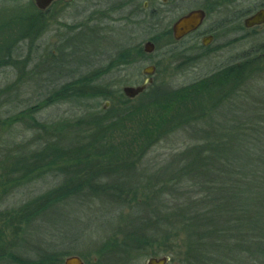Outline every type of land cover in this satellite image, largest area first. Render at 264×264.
<instances>
[{"label":"rangeland","instance_id":"obj_1","mask_svg":"<svg viewBox=\"0 0 264 264\" xmlns=\"http://www.w3.org/2000/svg\"><path fill=\"white\" fill-rule=\"evenodd\" d=\"M134 1L72 0L68 5L54 6L44 17L43 23L35 20V30L42 26L43 31L35 40H30L26 35H22L24 32L21 30L10 32L9 26L13 28L15 22L20 20V17H15L18 14L26 12L24 15H28L36 9L40 11L34 0H0V27L5 26L3 30L0 28V51L12 49L15 56V62L3 58L0 63V251L10 247L12 253L31 261L48 254L58 260L56 264H64L65 260L72 256L80 257L84 264H97L98 251L102 249V245L106 243L108 247L105 251L114 254L109 247L114 243L124 246L117 250L120 251L121 260L124 259L127 264H147L148 259L161 257H168L169 264H182L185 256L179 247L183 245V239L186 240V234L175 237L178 248L172 246L173 240L167 239V235L163 234L164 229L169 228L164 221L174 219V224H177L181 221L179 214L185 213L187 216L191 213L194 218L199 219L207 208L215 210V207L224 203L217 200L218 203L213 201L203 206L204 203L197 202L206 198L211 201L213 196H216L213 189L223 185L219 183L217 176L208 177L214 180L213 187L205 180L201 183L202 178L198 174L173 179L169 190L166 191L160 189L161 184L155 183L158 180L155 176L162 169L169 165L179 169L187 164V157L197 154L195 152L204 153L201 150H204L206 141H202L203 135L195 134L196 128L187 133H183L175 123H172L170 128H163L159 119H153L156 114L155 105L151 100L157 91L169 93L190 86L200 79L214 75L225 66L241 63L249 57L258 60L255 64L259 69L253 72L257 81L253 83L262 86L248 87L251 93L238 101L239 105L255 107L256 100L264 95V52L259 55V50L264 45V25L247 29L243 23L246 18L264 9V0H177L169 5H163L161 0L156 5L158 9L164 10L157 22L160 33L169 30L177 19L190 11L205 10L206 6L209 14L201 31L220 24L225 25L232 15L237 16L239 21L233 26L221 29L220 37L207 47L201 46L200 38L199 49L187 55L190 57V63L186 66L185 63L182 64L181 58H174L175 53L169 50L168 47L171 46H167L168 41L161 37L158 43L154 41L155 50L147 56V61L139 62L144 58L133 54L132 59H136L137 64L113 70L99 79L102 84H108L106 88H102L113 93L110 99L88 98L82 101L75 93H70L71 89H65L67 94L63 99V88L71 85L69 83L73 84L82 76L107 67L125 49L143 50L145 44L153 37V25L156 23L154 20L149 21L147 17L148 22L139 24L146 16L139 17L137 6L143 7L146 0H138L135 3ZM20 22L26 23L27 20ZM176 46L175 48H181L183 44ZM25 61L27 65L24 64ZM157 61L160 62V67L154 76L153 86H149L134 99L127 98L123 92L124 88L142 85L145 81L141 74L142 69ZM156 97L161 98L164 95ZM122 99L130 100L127 104L131 109L143 107V110L139 114H133L125 109L129 117L120 120L119 124H123L128 130L123 129L120 132L116 131L117 127L113 128L109 138L114 150L104 151L100 146H96L103 139V135L97 140H94L96 136L88 138L93 135L90 131L82 130L85 127H82L84 123L80 121H87L89 116H98L105 129L108 121L114 118L119 120L125 107ZM33 107L38 110L31 112ZM199 121L201 120L197 122ZM58 124H67L70 128L59 133L55 131ZM159 124L165 131L161 132L162 128L158 130L160 132L155 129ZM219 124L221 127L222 123ZM103 127L101 126L102 131ZM75 130H78L76 137L70 134H74ZM71 137H75L77 141L72 143ZM255 137L258 140L262 138L257 134ZM245 145L249 149L255 148L250 142ZM260 145L264 146V143ZM47 146H50V149ZM72 149L73 155L76 156L75 161L78 158L79 161L83 158L90 159L102 150L106 158L108 157L107 161L116 160L131 166L128 173L124 171L128 180H113L115 177L110 176L107 190H100L101 183H105L106 179L97 178L99 181L94 182L92 186L101 192L98 195L90 194L86 198L72 194L60 203L52 201L50 206L39 210L40 197L58 189L65 180V174L60 173V176L57 167L69 165L71 158L68 156ZM45 155L48 160L54 157L60 165L47 171L34 170L31 167L33 161ZM18 165L27 168L16 169ZM30 172L32 174L24 176ZM150 184L152 187L149 189H139L142 195L143 192L146 194L154 188L162 193L156 194L159 196L155 201H148L145 210L141 205H137L141 204V200H133V203H130L129 199H122L121 202V195L118 194L117 199L110 191L114 187L119 192L124 191L127 196L128 193ZM230 184L232 185L231 182ZM148 194V197L152 196L151 192ZM44 201L47 204L48 199ZM26 207L35 215L29 225H24L20 220L22 213L26 212ZM222 207L224 212L220 213V216L212 221L205 220L201 227L204 236L200 235L197 252L201 251L198 255L201 257L202 254L203 260L207 259L208 262L190 264H227L232 257L235 259L236 255L227 252L229 246L225 247L223 234L219 232L218 223H222L227 229L229 220L226 217L231 209L229 203L223 204ZM168 214L173 216H167ZM229 214L231 215V212ZM13 219L14 223L8 227ZM143 220L147 221L144 227L141 226ZM189 221L188 218L184 225L187 230L190 229ZM17 225L19 233H15ZM207 231H210V234L205 236ZM232 235L239 238L240 234L233 229ZM208 242L211 246H208ZM216 244L221 246L218 250L219 245L215 247ZM234 244L237 243L233 242L232 245ZM142 247L146 249L140 250ZM157 251L158 254L153 255Z\"/></svg>","mask_w":264,"mask_h":264},{"label":"trees","instance_id":"obj_2","mask_svg":"<svg viewBox=\"0 0 264 264\" xmlns=\"http://www.w3.org/2000/svg\"><path fill=\"white\" fill-rule=\"evenodd\" d=\"M29 7L31 8V5H29ZM24 14H18L15 16L17 18L20 17V20L15 22V26L13 28L9 26V30L10 32L13 30H21L24 32L22 35H26V37L30 40H35L41 35L43 27L41 26L39 29L35 30L36 27L34 22L37 19L38 23H43L45 15L37 9L31 11L28 15ZM25 20H27L26 23L20 22ZM151 20H155V17L152 16ZM143 22L148 21L144 18ZM0 28L3 30L5 26ZM161 34V37L168 41L167 46H171L174 43L170 30L167 29ZM160 39L161 38L159 37L153 38V41L158 43ZM168 48L170 50V47ZM7 50L8 49L3 52L0 51V57H2L0 58V63H2L3 58L15 62V56L12 53V49L10 51ZM263 52L264 45L260 48L259 55ZM133 54H136L141 58L143 57V50H133L130 48L125 49V51H122V53L114 59V62H111L107 67H101L87 76H82L80 80L74 82L73 84L69 83L71 85H67L63 88V99L66 98L65 95L67 94L65 93V89H71L70 93H75V96L82 101L88 98L110 99V96L113 93L103 89L102 87L106 88L108 84H102V81H99V79L107 74H110L113 70H121V67L131 66L136 61V59H132ZM256 60L257 59H250L249 57L245 58L241 63H232L220 69L212 76L200 79L190 86H184L169 93L161 90L157 91L151 100V102L155 105L154 112L156 114L153 116V119H159L163 128H165V126L166 128L172 127V123L178 124L179 129L183 133H187L192 128H196L195 134L203 135L202 141H206L204 147L202 145L204 150H201L204 151V153L200 154L199 152L194 151L197 154L191 155L192 157H187V164L180 166L179 169L175 168L173 165H169L155 176V178L158 179L155 183L158 185L161 184L160 189L162 191L169 190L171 186L170 182L173 179L189 177V174L200 175L199 177L202 178L200 182H210L211 184H209V186L212 187L215 182L213 179L209 178L214 176H217V178L220 179L219 183H221V185L223 184L221 188L213 189L216 196H213L211 201H209L208 198L197 201L204 203L202 204L203 206H206L213 201H216L217 203V200L223 201L224 203L215 207V210L211 208L209 210V208H207L199 219L194 218L191 213H188V216L187 213L183 214L185 216L179 214L178 217L181 221L177 224H174V219H166L164 221L169 228H165L163 234L167 235V239L173 240L171 243L172 246L178 248V244L176 243L177 238L175 237L180 236L182 233L186 234V240L183 239V245L179 247L181 248L180 252H182L185 256L182 259V264H190L192 262L199 263V261L208 262L207 259L203 260L202 254L201 257L198 255L201 251L199 253L197 252L200 235H202V237L204 236L201 233V227H203L206 222L205 220L212 221L217 218L218 215L220 216V213L224 212L222 207L223 204L225 205L227 203L231 206V215L229 212L226 217V219L229 220V223L228 220H226L228 223L227 229L226 226L225 228L223 227L222 223H218V226L220 227L219 232L221 235L223 234L222 241L225 247L229 246V250L227 252L229 254L236 255L235 259L234 257H229L231 260H229L227 264H264V146L260 145L264 143V95L259 97L258 100H256V106H251V108L243 104L239 105L238 101L239 98L242 100L245 95L251 93L248 91V87L253 86V88H256L255 86L258 85L257 83H253V81L256 80L253 72L259 69L255 64ZM189 63L190 59L187 64ZM24 64L27 65V61H25ZM258 86L262 85L259 84ZM63 89H61V91H63ZM160 95H164V97H156ZM204 96H206L205 99ZM234 98H237V101H235ZM232 99L233 101H230ZM123 101L125 102V107L123 108L124 110H122L119 120H115L114 118L108 121V123L105 124V129L102 125L103 121L98 116H89L87 121H80V123H84L82 127H85L82 130L90 131L93 135L88 138L92 139L96 136L94 140H97L100 138L101 134L103 135V139L100 140L96 146H100V149L102 148L104 151L114 150V147L110 144L109 138L111 135H109V133L113 128L117 127L116 131L120 132L123 131V129H125V131L128 130L126 126L119 124L120 120L129 117L125 112V109L133 114H139L140 111L143 110V107L131 109L127 104L130 100L124 99ZM37 110V108H34L33 110L30 109L31 112H35ZM225 110H230V112L226 113ZM199 119L201 121L197 122ZM131 121L133 120H130V122ZM218 123H222L221 127H219L220 124L218 125ZM101 126L104 131H102ZM67 128H70L67 124H58L55 131L61 133ZM161 128L160 124L155 126L157 131ZM163 128L161 132L165 131ZM77 131L75 130L74 134L72 132L70 134L76 137ZM256 134L262 136V138L258 140L255 137ZM75 137H71V139H73L72 143L77 141ZM246 137L250 140L245 139ZM255 139L258 140V142ZM249 142L250 144H254V149L245 147L247 146L245 144H249ZM47 147L50 149V146ZM71 151L70 156H68L71 158L68 162L69 165H62L64 167L61 168L57 167L60 165V162L54 160V157L48 160L47 155L41 159L37 158L33 161L31 167L34 168V170L37 169L47 171L56 166L59 175L60 173L65 174V180L61 183L58 189L40 197L41 200L39 201H41V203L39 210L50 206V202L52 201L54 203H60L63 200L70 198L72 194L81 195V197L83 196L86 198H88L90 194L98 195L101 192H98L99 190L92 186L94 182L99 181L97 178L103 177L106 179L105 183H101L103 187H99L100 190H107L109 181H111L109 180L110 176L115 177L113 180H128L126 173H128L131 169V166L118 163L116 160L107 161L108 157L106 158V156L102 153V150L100 153L98 152L94 156H91L90 159L83 158L80 159V161L78 160L79 158L75 161L76 156L73 155L74 149ZM18 166L19 167H16V169L19 170H21V167L23 169L27 168V166L24 167L23 165ZM79 167L81 168L79 169ZM124 171H126V173H124ZM29 174L32 173H26L24 176H28ZM228 180L232 183V185H229ZM201 183H199V185ZM151 187L152 185L150 184L148 187L138 188L136 191L128 193L127 196L124 191L121 190L119 192L118 189L114 187H112L110 191L116 196V198L118 194L121 195L120 199L117 198L121 200V202L122 199H125L124 201L129 199L130 203H133V200H141V204L137 205H141L145 210L146 204H149L148 201H155L157 196H159L156 194L162 193L161 190L154 188V190L150 189L146 194L143 192L142 195V191L139 190L149 189ZM149 192L152 194L150 197H148ZM46 199H48L47 204H45L44 201ZM25 211L26 212L22 213V218H20V220L23 221L24 225H29L35 215L30 213L31 211L29 207H26ZM167 216L173 215L168 214ZM188 218L190 220L188 226L190 227L189 230H187V226H184L187 223ZM145 221L146 220H143L141 225L142 227L145 226ZM13 223L14 219L7 226L10 227ZM18 223L16 222V224ZM136 229L138 228L136 227ZM211 229L214 231L213 227H211ZM233 229H235L236 232H239V238L232 235ZM19 232L20 229L17 225L15 233ZM208 234H210V231H207L205 236ZM233 242L237 244L232 245ZM105 244L102 245V249L98 251L99 261L97 264L128 263L124 259L121 260L122 258L119 257L120 251L118 250L122 249L124 246H119L114 243L110 244L109 247H111V251H114L113 254L109 251H105L108 247V245ZM217 245L219 244L214 246L216 247ZM208 246H211V243L208 242ZM220 247L221 246L219 245L217 250ZM9 248L5 251H0V264H56L58 261L54 260L55 258L48 256V254L45 256L41 255L40 258L35 261L23 259L19 255L12 253ZM145 249L146 247H142L140 250ZM157 254L158 251L157 253L154 252L153 255Z\"/></svg>","mask_w":264,"mask_h":264},{"label":"flooded vegetation","instance_id":"obj_3","mask_svg":"<svg viewBox=\"0 0 264 264\" xmlns=\"http://www.w3.org/2000/svg\"><path fill=\"white\" fill-rule=\"evenodd\" d=\"M136 1H138V0H135L134 1V3L136 2ZM159 1H161V0H146L145 1V3L143 4V7L141 6H137V8H138V13H139V17L140 16H142V15H144V16H146V17H143V21H144V18L146 19L147 17H148V20L150 21L151 20V17L153 16V17H155V20H154V22H156L153 26H154V28H153V37L150 39V41H148V42H150V43H152L153 45H154V48H155V44H154V41H153V38H157V37H159V38H161V36H162V34L159 32L160 31V29H158V26H157V22H158V20H159V15H161V13L162 12H164V10L162 9H158V7H156V5L159 3ZM175 1H177V0H171V1H169V0H162V2H163V5H169L171 2H175ZM72 2V0H55L52 4H51V6L49 7V8H47L46 10H44V11H41V12H43L44 13V15H45V17H46V15H48L49 14V12L51 11V9L54 7V6H57V5H60V4H65V5H68V4H70ZM137 5H138V3H137ZM59 7V6H58ZM205 8V10L204 9H197V10H203V11H205V13H206V18H205V20H204V22H203V24L198 28V30H196V31H194V32H192L191 34H189V35H187L185 38H183V39H181V40H179V41H177V40H175L174 39V37H173V31H172V28H173V25L175 24V22L178 20H176L174 23H173V25L171 26V28L169 29L170 30V33H171V36H172V38H173V41H174V43L171 45V47H170V51H171V53H175L174 54V58L175 59H182V64L183 63H185V66H186V64H187V62H188V60L190 59V57H188L187 55L188 54H190V53H193V52H196L198 49H199V45H198V42H199V39L201 38L202 40H201V46L204 48V47H207V46H209L214 40H216V39H218L219 37H220V35H219V31L221 30V29H223V28H225V27H230V26H233L234 24H236L238 21H239V19H238V17L237 16H235V15H232L231 16V18H229L228 19V21L227 22H225V25L224 24H220V25H218V26H216V27H213V28H210V29H208V30H205V31H201V29H202V27L204 26V23H205V21H206V19H207V17H208V7L206 6V7H204ZM194 11V10H193ZM191 12V11H190ZM188 14V13H187ZM140 18H142V17H140ZM181 18V17H180ZM179 18V19H180ZM143 21H141L139 24H143L144 22ZM153 22V23H154ZM152 23V24H153ZM244 24V23H243ZM224 25V26H223ZM263 26V25H262ZM245 27V26H244ZM258 27H260V26H258ZM254 28H256V27H254ZM253 29V28H252ZM160 33V34H159ZM163 33V32H162ZM197 37V38H195L194 39V37ZM207 38H209L210 39V42L207 44V45H204L203 44V41H204V39H207ZM147 42V43H148ZM156 43V42H155ZM188 43H190V44H188ZM181 44H183V46H181V48H175V46L176 45H181ZM146 45V44H145ZM145 47V46H144ZM177 47V46H176ZM155 50V49H154ZM153 53V52H152ZM151 54V53H150ZM149 53H146L145 52V50L143 49V57H141V58H144V59H142V60H140L139 62H144V61H147V56L148 55H150ZM135 62H137V61H135ZM138 62V63H139ZM134 64H137V63H133L131 66H133ZM160 62L159 61H157V62H155L153 65H149V66H146V67H144L143 69H142V71H141V74H142V76L143 77H145V81H144V83L149 79V78H152L153 79V83H152V85L155 83V81H154V76L156 75V73H157V71L159 70L158 68L160 67ZM130 66V67H131ZM149 67H154L155 68V71H154V74L152 75V76H148V75H145L144 74V70L145 69H147V68H149ZM123 81H125L124 79H123ZM130 81V80H129ZM125 82H128L127 80L125 81ZM143 83V84H144ZM142 84V85H143ZM141 86V85H140Z\"/></svg>","mask_w":264,"mask_h":264},{"label":"water","instance_id":"obj_4","mask_svg":"<svg viewBox=\"0 0 264 264\" xmlns=\"http://www.w3.org/2000/svg\"><path fill=\"white\" fill-rule=\"evenodd\" d=\"M55 0H34L36 7L40 11H44L51 6ZM206 18V13L203 10H194L188 14L182 16L173 25V37L175 40L179 41L185 38L187 35L198 30V28L203 24ZM264 25V9L257 11L255 14L244 20V26L247 29H252L254 27ZM210 39H204L203 44L207 45ZM154 45L150 42L146 43L144 50L146 53L154 52ZM155 68L149 67L144 70V74L152 76L154 74ZM153 83V79L149 78L143 85L137 87H125L123 92L125 96L129 99H134L142 94L149 86ZM107 107V105H106ZM170 259L168 257L161 258H150L147 264H169ZM64 264H84L83 260L78 256H72L65 260Z\"/></svg>","mask_w":264,"mask_h":264}]
</instances>
